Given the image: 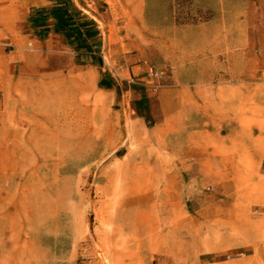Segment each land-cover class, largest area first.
I'll use <instances>...</instances> for the list:
<instances>
[{
	"label": "rangeland",
	"instance_id": "374dc122",
	"mask_svg": "<svg viewBox=\"0 0 264 264\" xmlns=\"http://www.w3.org/2000/svg\"><path fill=\"white\" fill-rule=\"evenodd\" d=\"M61 1L0 0V264H264V0Z\"/></svg>",
	"mask_w": 264,
	"mask_h": 264
},
{
	"label": "trees",
	"instance_id": "16d2710c",
	"mask_svg": "<svg viewBox=\"0 0 264 264\" xmlns=\"http://www.w3.org/2000/svg\"><path fill=\"white\" fill-rule=\"evenodd\" d=\"M54 16L57 18V31L63 32L66 37L74 40L80 49L87 54H94V45L99 30L95 22L75 6L72 0L61 1L55 5ZM45 9H37L36 12H44ZM39 18L35 17L34 20Z\"/></svg>",
	"mask_w": 264,
	"mask_h": 264
}]
</instances>
